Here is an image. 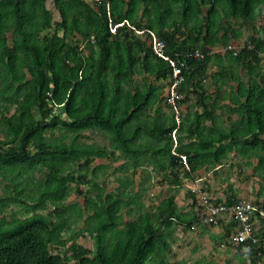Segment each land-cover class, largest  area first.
<instances>
[{
  "label": "trees",
  "instance_id": "1",
  "mask_svg": "<svg viewBox=\"0 0 264 264\" xmlns=\"http://www.w3.org/2000/svg\"><path fill=\"white\" fill-rule=\"evenodd\" d=\"M244 28L253 35L241 39ZM148 30L185 63L176 105L173 66ZM89 130L109 144L84 141ZM233 152L257 156L264 176V0H0V212L12 203L24 214L0 219V264H175L172 227L194 228L205 206L191 189L195 210L183 212L175 193L149 208L145 183L155 170L179 188ZM97 158H122L118 169L144 177H117L108 191ZM72 192L84 204L68 203ZM80 222L93 248L79 233L67 247L64 231ZM259 236L234 245L244 264L264 260V229Z\"/></svg>",
  "mask_w": 264,
  "mask_h": 264
},
{
  "label": "rangeland",
  "instance_id": "2",
  "mask_svg": "<svg viewBox=\"0 0 264 264\" xmlns=\"http://www.w3.org/2000/svg\"><path fill=\"white\" fill-rule=\"evenodd\" d=\"M53 6V5H52ZM261 22V18L257 19ZM246 35H253L252 29H247ZM243 39V37L241 38ZM242 44V43H241ZM240 44V45H241ZM13 45V42H10ZM238 45V46H240ZM166 95L168 90H166ZM187 104L184 106L186 107ZM56 136L59 132L55 133ZM84 141L88 142H100L103 145H108V139L103 136L99 131L89 130L85 132ZM124 159H108V158H97L94 165L104 164L106 165L105 170L102 171V176H99V182L102 183L108 191H113L119 188L120 178L117 177H129L136 180L137 185L140 184L142 177H144V170L139 169L136 173L132 170H121L118 169ZM258 163L257 156H243L239 152L231 153V156L225 161L223 166H218L217 169H201L196 172L192 177H184L182 185L178 188L166 182L161 172L153 170L152 178L145 183V188L142 193V200L145 205L149 208H153L155 205H159L161 201L168 195H176V201L180 209L183 212H190L195 210L196 206L193 203V197L189 193L191 189L196 190L200 196V200L205 198L208 201L211 199L227 201L229 196L240 198L251 202L259 210L264 209V176L255 173V165ZM150 169V168H149ZM37 176L40 173H36ZM184 172H182V176ZM40 177V176H39ZM7 183L6 180L0 179V195L3 194V186ZM172 187V188H171ZM83 191H89V187L85 184H81ZM136 189L139 186L135 187ZM178 189V190H175ZM68 203L79 202L84 204V197L79 195L77 192L72 194L67 199ZM224 202L223 204H225ZM199 205V202H197ZM53 208L49 205L46 208L41 209L40 212L45 214L49 213ZM258 210V211H259ZM17 216H23L21 207L16 204H10L8 209L4 212H0V219L5 217L11 219L13 213ZM232 214L228 212L223 214L221 221L213 225H209L203 220L198 219L194 222V228L192 226L179 225L176 228L172 227L171 245L172 250L170 252V259L175 264H244V259L236 254L237 251L233 247V243L228 241V231L231 229L230 237L232 235V227L228 222L231 220L229 217ZM131 216L124 210V219H130ZM255 224L264 229V222L256 218ZM84 227L83 222L73 224L71 229L64 231V237L68 240L67 247L71 245L72 235L79 233L77 242L83 246L93 248L94 240L88 232H82ZM171 230V229H170ZM219 231H221L219 233ZM61 249V248H60ZM235 250V252H234ZM52 252L56 253L57 248H52ZM251 262L250 258L247 260ZM246 263V264H247ZM259 264H264L262 260Z\"/></svg>",
  "mask_w": 264,
  "mask_h": 264
},
{
  "label": "built area",
  "instance_id": "3",
  "mask_svg": "<svg viewBox=\"0 0 264 264\" xmlns=\"http://www.w3.org/2000/svg\"><path fill=\"white\" fill-rule=\"evenodd\" d=\"M123 24V23H121ZM114 25L111 30L115 32V29L118 25ZM146 29H136L137 33L145 32ZM153 43V48L155 53L164 60H169L171 65L173 66V73H174V81L171 83L169 90H170V100L172 103L175 104V100L181 98V94L177 92L176 87L182 80V68L185 63L178 62L170 59V57L165 52V42L158 38L155 32L148 30ZM178 113V111H177ZM183 157V162L186 163V157ZM188 167V165H187ZM201 203L205 206V213H203V220L206 223H216L218 224L223 217V214H227L230 212L232 215L229 217L236 221V229L232 232L231 235V242L233 245H238L241 243L246 242L247 245L250 247L252 243H256L261 241L259 236V227L255 224V221L252 220V213L258 211L259 209L252 204L251 202H247L246 200H241L238 203L233 204H210L208 199L205 198L201 200ZM261 215H264V209L259 210Z\"/></svg>",
  "mask_w": 264,
  "mask_h": 264
},
{
  "label": "crops",
  "instance_id": "4",
  "mask_svg": "<svg viewBox=\"0 0 264 264\" xmlns=\"http://www.w3.org/2000/svg\"><path fill=\"white\" fill-rule=\"evenodd\" d=\"M243 30V34H242V36L241 37H243V38H245L244 37V34L246 35V33H247V31H246V28H244V29H242ZM240 43H242V41L241 40H239V45H240ZM242 45V44H241ZM232 46V45H231ZM228 48H230V46L228 47ZM228 48H226V47H214V48H212L213 49V51H219L220 53H224ZM221 231H219V233H220ZM233 247H235L234 245H233ZM235 250L237 251V248L235 247ZM235 250H234V252H235ZM238 253V252H237ZM237 255V257L239 256L240 257V259L242 258V256L238 253V254H236ZM243 259V258H242ZM242 264V263H241Z\"/></svg>",
  "mask_w": 264,
  "mask_h": 264
}]
</instances>
